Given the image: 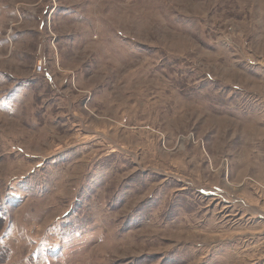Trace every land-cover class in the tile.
I'll list each match as a JSON object with an SVG mask.
<instances>
[{"label":"rangeland","instance_id":"obj_1","mask_svg":"<svg viewBox=\"0 0 264 264\" xmlns=\"http://www.w3.org/2000/svg\"><path fill=\"white\" fill-rule=\"evenodd\" d=\"M258 57L264 0H0V263L264 264Z\"/></svg>","mask_w":264,"mask_h":264},{"label":"built area","instance_id":"obj_2","mask_svg":"<svg viewBox=\"0 0 264 264\" xmlns=\"http://www.w3.org/2000/svg\"><path fill=\"white\" fill-rule=\"evenodd\" d=\"M255 63L264 68V57H258L257 62H255ZM37 66H38L39 71H41V69H42L41 62H39Z\"/></svg>","mask_w":264,"mask_h":264},{"label":"trees","instance_id":"obj_3","mask_svg":"<svg viewBox=\"0 0 264 264\" xmlns=\"http://www.w3.org/2000/svg\"><path fill=\"white\" fill-rule=\"evenodd\" d=\"M2 220H3V217L2 216H0V223H2ZM4 256V251H2L1 250V248H0V260H3L4 259V257H1V256ZM1 262V261H0ZM1 264V263H0Z\"/></svg>","mask_w":264,"mask_h":264}]
</instances>
